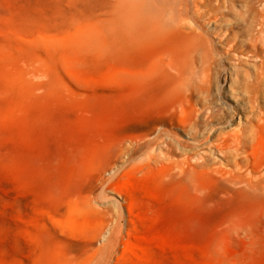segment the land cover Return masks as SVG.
<instances>
[{
    "label": "rangeland",
    "instance_id": "1",
    "mask_svg": "<svg viewBox=\"0 0 264 264\" xmlns=\"http://www.w3.org/2000/svg\"><path fill=\"white\" fill-rule=\"evenodd\" d=\"M262 2L200 0L184 58L129 43L118 0H0V264H264Z\"/></svg>",
    "mask_w": 264,
    "mask_h": 264
},
{
    "label": "bare ground",
    "instance_id": "2",
    "mask_svg": "<svg viewBox=\"0 0 264 264\" xmlns=\"http://www.w3.org/2000/svg\"><path fill=\"white\" fill-rule=\"evenodd\" d=\"M199 1L200 0H118L117 13L119 15V26H121L120 30L125 32L127 39L129 37V43L131 44H144L145 42H152V40L178 33L184 40V45L186 46L183 51V56L186 58L185 55L189 53L190 50V47L188 46L189 44L192 45L193 43H196V37L194 38L193 35L185 33V29L187 28V22L189 19H196L195 13L198 10ZM261 5L263 11L262 13L260 12L261 14L259 15L260 20L257 23V35L254 37L253 41H251V47L256 51H264V0ZM97 37L98 33L92 28H79L73 42L79 40L97 41ZM193 47L196 49V46ZM205 58H207L206 55L202 54V59L204 60ZM187 70L189 73H193L194 71L185 67L182 68L185 75L187 74ZM252 138L253 130H250L245 134H241L239 131H233V133L224 134L218 139V141L214 143V148L216 153L221 156L227 154L237 156L239 152H245V148ZM149 146L150 143L144 144V147L146 148ZM226 161L229 162L227 159ZM185 164L188 165V169H184L183 166H179V169L184 171L187 175L190 174V169L192 170L195 167L207 166L206 163L201 162L190 164L188 160H186ZM234 167L235 176L233 179L239 181V183L247 182L246 174H242V168L244 166H240L234 162ZM213 169L218 170V168L215 167ZM226 172L227 171H225V173ZM247 172L256 178V183L252 184V187L254 189L263 190L264 180L263 176L259 174V171L257 169H247ZM226 176H228V173ZM127 207L130 212L132 206Z\"/></svg>",
    "mask_w": 264,
    "mask_h": 264
}]
</instances>
